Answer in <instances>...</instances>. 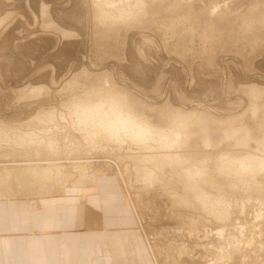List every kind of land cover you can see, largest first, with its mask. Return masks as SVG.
Masks as SVG:
<instances>
[{
	"label": "rangeland",
	"instance_id": "1",
	"mask_svg": "<svg viewBox=\"0 0 264 264\" xmlns=\"http://www.w3.org/2000/svg\"><path fill=\"white\" fill-rule=\"evenodd\" d=\"M46 3L74 36L44 24ZM122 8L118 21L113 14ZM2 16L0 122L19 125L98 89L128 94L134 108L167 131L175 113L193 115L185 131L194 135L180 136L169 150L83 147L75 157L121 156L119 163L108 156L110 173L137 213L153 264H264V0H0ZM33 86L45 89L36 96ZM163 155L175 163L162 165ZM247 156L254 160L243 168L238 162ZM187 166L197 174H186ZM155 167L162 176L150 184L141 172Z\"/></svg>",
	"mask_w": 264,
	"mask_h": 264
},
{
	"label": "bare ground",
	"instance_id": "2",
	"mask_svg": "<svg viewBox=\"0 0 264 264\" xmlns=\"http://www.w3.org/2000/svg\"><path fill=\"white\" fill-rule=\"evenodd\" d=\"M100 10H102V9H100ZM103 10H102V13H106V12H103ZM120 10L121 11H118V13H116V15L113 14V16H115V18H119L118 21L120 19H122V17H121L122 13H123L122 11H126L123 8ZM128 11H129V9H128ZM130 12H131V10H130ZM98 13H100L99 10H98ZM111 15L112 14H110V17H111ZM42 16H43V18L46 19L44 21V24L46 26L52 27L53 29L59 31L60 33H63V35L65 37L69 38V36L75 35L74 32L66 30L64 28H61L57 24V22L54 20V18H52L50 15V8H49V5L47 3L43 5ZM107 17L108 16L104 17L103 19H106ZM123 20H126V19H123ZM5 21H7V16H2L0 18V27L2 26L3 23H5ZM32 89H33L32 92L35 93L34 95L37 96V94H40L39 92L42 89H45V87L33 86ZM122 93H124V92H122ZM32 94L25 93V96L31 97ZM127 95L118 94L116 91H110V90H108L106 93H103V91H101V89L93 90L89 96L88 95H84V96L80 95L75 100L68 102V103H64V105L62 106V109H59L57 107H52L49 110V112L39 111V113L35 114L32 117V119L27 120L25 122H20L19 125H14V126L8 127L6 122H4V123L0 122V162L2 163V164L0 163L1 164L0 165V193L5 197L7 196L10 198H18L21 196H24V197L27 196L26 198H28V199L30 198V202L32 200L31 205H32V208L34 211V210H37L36 208H38L36 206L40 205V201H41L40 199H42L44 197H49L53 194L55 195V194L63 193L66 190V188L69 186H71V187L95 186L96 183H98L97 180H98L99 176H101V175L107 176L110 174V170L113 166L108 165V159L107 158L112 153L109 154V152L107 151L105 156L104 155H101V156L98 155V158L99 157L104 158V159H102L104 161H100V162H102V163L105 162V163H103V166H99V164H97V163H100L97 160L98 158L94 159L93 157L90 158L88 156L75 157L77 154H79L81 151H83V147L89 148L91 153H93L95 150H99L102 153H104L105 152V151L103 152L104 149H110L111 148V150H112L114 147H117V149L118 148L121 149V148H124V146H130V145H135L138 150L139 149L140 150H142V149L143 150H146V149L152 150L154 148H158L160 150H169V148L171 146H173L174 144H176L178 142V139L180 136L183 138L184 135L187 136V135H189V133H190L189 136L194 135V134H192V133H194L192 131H189V133H186L187 131H185L187 126L190 123H192L189 120V118L192 117L193 115L192 116L189 115L190 117H188V115L186 116L184 114L185 117H183L184 116L183 114L175 113L172 116L173 120L171 117L169 119V121H174V123H172L173 126H172V128L169 129V131H167L164 128H161L162 126L161 127L153 126L152 122L149 120L148 116L142 110L134 108V106L132 105L133 103H130L127 100L128 99ZM126 126L127 127L138 126L139 129L142 130V132L139 135L131 134V133L125 131ZM168 126L171 127L170 125H168ZM187 139L191 140V137H187ZM189 144H191V143H189ZM83 145H85V146H83ZM95 152L98 153L97 151H95ZM88 153L89 152H87L86 154L87 155L91 154V153H89V154ZM166 153H168V152H166ZM166 155L161 156L162 158L159 159V163H162V165L167 163V162L168 163L166 165H168L169 162L175 163V161L173 159L171 160V155H168V156H166ZM173 155L176 156L175 154H173ZM179 155L181 156L182 154H179ZM185 155H186V153H185ZM185 155H183L184 159H188L189 157H194V155L189 156V154H188L189 157L186 155L188 157V158H186ZM24 157L25 158H32L30 160H33V161H30L28 163L22 162L21 159ZM111 157L113 158V160L116 163H119V160L117 162V160H115V158H117V159H119V157L121 158L120 155L117 157H116V155H115V157H113L111 155L109 157V159ZM125 157L129 158V156H125ZM141 157H143V155ZM141 157H138L136 159L138 160ZM154 157H155V154H150L148 156V159L154 158ZM252 157L247 156V160L244 159V160H241L238 162L239 165L242 166L243 168L249 167V164L254 160ZM46 158H49V159L54 160V161L47 160ZM248 158H252V161L250 160V162H249ZM129 159L132 161L134 160V162L136 161V159H132V158H129ZM141 159H143V158H141ZM174 159H175V157H174ZM195 159H196V156H195ZM259 159H257V160L259 161ZM38 160H42V162H38ZM157 160L158 159H156L153 162L154 165H156ZM48 161H50V162H48ZM132 161H131V163H132ZM138 161H140V160H138ZM261 161L263 162V160H261ZM182 162H181V165H183ZM184 162H186V161H184ZM195 162H197V160ZM141 163H143L142 160L140 161V164ZM147 163H149V162H147ZM254 163H252L251 165H253ZM258 163H261V162L259 161ZM140 164L138 165L139 167L142 165V164L141 165ZM144 164H145V162H144ZM255 164H257V163H255ZM261 164H263V163H261ZM192 165L196 166V164H192ZM169 166H173V165H169ZM169 166H167V167H169ZM199 166H201V165H199ZM259 166H257V167L260 168ZM192 167L187 166L183 170H186L185 171V172H187L186 174L190 173V175L193 176L194 174H197V173H195L191 169ZM148 168H146L141 173L143 174V178L145 180H147L150 184L151 183L154 184L155 181L157 180L156 178H160L162 176L161 173L159 172L160 169L157 167H155L153 169L152 168L148 169ZM162 169H164V167ZM165 169H167V168H165ZM129 170L132 171V169H129ZM198 170H196V172ZM162 171L163 170H161V172ZM250 171L252 173V168H250L249 172ZM123 172H125V171H123ZM178 172H180V170H178ZM203 172H204L203 174H205V171H203ZM220 173H222V172H220ZM183 174H185V173H183ZM176 175H179V174H176ZM176 175H175V180L177 179ZM181 175H182V173H181ZM190 175H188V176H190ZM208 175H209V172H208ZM208 175L206 174V176H208ZM166 177H167V175H166ZM171 177L172 176H170V178ZM177 177L179 178V181H181L180 175ZM123 178L125 179L126 177L123 175ZM168 179H167V181H169ZM186 179L187 178L185 177V180ZM126 180H127V178H126ZM177 181H178V179H177ZM177 181H175V182H177ZM185 182H187V181H185ZM201 182L204 184L203 180H201ZM205 182L208 183L209 181L206 180ZM162 183H163V181H162ZM167 185L166 186L169 187V183ZM195 185L196 184L193 181L190 183V186H192V187H195ZM190 186H187V187H190ZM211 186H212V184H211ZM179 189H181V188L179 187ZM193 189H195V188H193ZM182 190L183 189H181V191ZM198 190H199V187H198ZM200 190H202V189H200ZM203 190H202V192H203ZM174 191L175 190H172V192H174ZM183 192H184V190H183ZM205 192H204V194H205ZM195 193L199 194V192H195ZM184 194H185V192H184ZM200 194H202V193H200ZM204 194H203V196H205ZM206 194H208V193L206 192ZM179 195H181V194H179ZM179 195L177 193V195H175V196L179 197ZM209 195H210V193H209ZM224 195H226V194H224ZM185 196H187V194ZM203 196H198L199 200ZM188 197H189V195H188ZM214 198H216V197L214 196ZM222 198L224 199L225 197H222ZM185 199H186V197H185ZM191 199L188 198V200H189L188 203H192V201L190 202ZM193 199H195V198L193 197ZM202 200L204 201V199H202ZM212 200L209 202L208 196H207L205 202L208 201L209 203H211ZM224 200L226 203L227 200L226 199H224ZM180 201H182V200H180ZM216 201H218V200H216ZM216 201L215 202L213 201V202H214V204L218 205V203ZM219 202H221V201H219ZM222 202L224 203V201H222ZM174 203L178 204L179 199H178V202H174ZM183 203H184V201H183ZM197 203H199V202H196V204ZM227 203H229V202L227 201ZM230 204H228V205L230 206ZM197 206L192 205V207H196V209H197ZM211 206H213V203ZM206 208H208V207H206ZM210 208L213 209V208H216V206L213 208L212 207H210ZM210 208H208V209H210ZM203 210H205V209H203ZM223 210L220 209V211H223ZM223 212L225 213V216L228 217L226 215L227 212H225V211H223ZM223 212H220V213H223ZM216 214H212V216L215 215V217H216L217 216ZM221 217L223 218L222 214H221Z\"/></svg>",
	"mask_w": 264,
	"mask_h": 264
},
{
	"label": "crops",
	"instance_id": "3",
	"mask_svg": "<svg viewBox=\"0 0 264 264\" xmlns=\"http://www.w3.org/2000/svg\"><path fill=\"white\" fill-rule=\"evenodd\" d=\"M40 199L0 193V264H153L138 216L110 173Z\"/></svg>",
	"mask_w": 264,
	"mask_h": 264
},
{
	"label": "clouds",
	"instance_id": "4",
	"mask_svg": "<svg viewBox=\"0 0 264 264\" xmlns=\"http://www.w3.org/2000/svg\"><path fill=\"white\" fill-rule=\"evenodd\" d=\"M125 131L131 133V134H135V135H139L141 134L142 130L139 129L138 126H132V127H125Z\"/></svg>",
	"mask_w": 264,
	"mask_h": 264
}]
</instances>
